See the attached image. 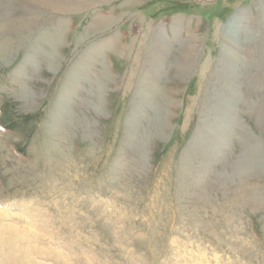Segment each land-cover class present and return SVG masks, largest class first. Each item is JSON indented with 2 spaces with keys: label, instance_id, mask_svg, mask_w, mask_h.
Segmentation results:
<instances>
[{
  "label": "rangeland",
  "instance_id": "1",
  "mask_svg": "<svg viewBox=\"0 0 264 264\" xmlns=\"http://www.w3.org/2000/svg\"><path fill=\"white\" fill-rule=\"evenodd\" d=\"M0 251L264 264V0H0Z\"/></svg>",
  "mask_w": 264,
  "mask_h": 264
},
{
  "label": "bare ground",
  "instance_id": "2",
  "mask_svg": "<svg viewBox=\"0 0 264 264\" xmlns=\"http://www.w3.org/2000/svg\"><path fill=\"white\" fill-rule=\"evenodd\" d=\"M238 24H239V23H238ZM234 32H235V31H234ZM2 41H3V40H2ZM230 46H231V45H230ZM231 47H232V46H231ZM182 70H183V71L186 70V67H185V68H181V71H182ZM179 72H180V71H179ZM181 73H182V72H181ZM3 222H5V221H3ZM6 225H7V224H6ZM15 229H16V228H15ZM7 230H8V229H7ZM11 230H12V229H11ZM10 232H11V231H10ZM10 234H11V233H10ZM9 236H10V235H9ZM13 236H14V235H13ZM15 238H16V237H15ZM28 238H29V237H28ZM9 243H10V242H9ZM1 246H2V245H1ZM2 247H3V246H2ZM2 247H1V248H2ZM25 247H28V246H25ZM25 247H24V248H25ZM28 248H29V247H28ZM28 248H26V250H25V249H23V247H22V249L25 250L24 252H26V253H27V250H29ZM2 250H3V249H2ZM0 252H1V251H0ZM28 252H30V251H28ZM9 253H10V252H9ZM40 253H41V252H40ZM11 255H12V254H11ZM11 255H10V256H11ZM8 257H9V255H8ZM4 258H5V257H4ZM9 258H10V257H9ZM28 258H29V257H28ZM12 259H13V257H12ZM12 259H11V260H12ZM17 259L19 260L18 257H17ZM24 260H25V261H24ZM24 260H19V261H21V262L24 263V262H26V259H24ZM1 264H2V263H1ZM28 264H30V263H28ZM32 264H33V263H32Z\"/></svg>",
  "mask_w": 264,
  "mask_h": 264
}]
</instances>
